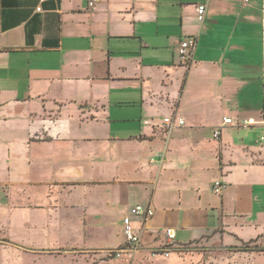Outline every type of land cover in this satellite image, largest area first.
I'll return each instance as SVG.
<instances>
[{
    "label": "crops",
    "instance_id": "obj_1",
    "mask_svg": "<svg viewBox=\"0 0 264 264\" xmlns=\"http://www.w3.org/2000/svg\"><path fill=\"white\" fill-rule=\"evenodd\" d=\"M263 128L264 0H0V264H192L167 228L236 258L228 217L264 228Z\"/></svg>",
    "mask_w": 264,
    "mask_h": 264
},
{
    "label": "rangeland",
    "instance_id": "obj_2",
    "mask_svg": "<svg viewBox=\"0 0 264 264\" xmlns=\"http://www.w3.org/2000/svg\"><path fill=\"white\" fill-rule=\"evenodd\" d=\"M164 114L165 112L161 111V114L160 115L158 114L157 117L159 119H162ZM204 183L208 186V194H212V191L210 190L212 183L211 184L207 182H204ZM141 202L144 203L145 201L142 200ZM249 217L239 219L236 215H233V214L228 217V220L230 221L229 229L228 231L226 230V233H224L222 237L225 243L228 242L227 244H233V246H236L237 248H239L241 247L243 243H248V242L257 240L256 242L258 244H261L264 246V228H262L261 227L262 225H260L258 229L256 228V230L252 231L251 228L248 227V224H249L248 220H250ZM252 219L254 220V217ZM235 221L236 222L240 221V223L239 224L235 223ZM119 224L120 223L118 221L112 223L111 232L115 233L118 236L117 240L123 236L122 228H118ZM14 231L15 230L8 231L7 234L10 236L12 235L15 236L18 232H20V231H15V233L13 234ZM16 236L19 237L20 235H16ZM1 237L2 236L0 235V238ZM113 237L116 238V236H113ZM164 248L167 251L177 250V251L187 252V255L189 256L192 255L194 257L193 258L194 260L192 259L193 260L192 264H264V252H257V251L240 252L239 251L240 255L237 253L236 254L234 253L236 258H233V256H231L233 254V251H227L228 248L224 246H219L218 244L206 245L205 243L196 242V243H189L184 246H177L175 245V243H173V244L164 246ZM155 252H159V250H156ZM110 254H107V255L110 256ZM112 255H113L112 257H118L115 254H112ZM190 263L191 261L187 262V264H190Z\"/></svg>",
    "mask_w": 264,
    "mask_h": 264
},
{
    "label": "built area",
    "instance_id": "obj_3",
    "mask_svg": "<svg viewBox=\"0 0 264 264\" xmlns=\"http://www.w3.org/2000/svg\"><path fill=\"white\" fill-rule=\"evenodd\" d=\"M40 2L44 1V0H39ZM97 0H86L87 6L89 8L93 7L95 2ZM247 1V0H244ZM37 11H42L41 6H37L36 7ZM205 12V5L204 4H200L197 6L196 8V13H197V18L198 20H202L203 19V15ZM196 44V38L195 37H188L184 40H181L178 44V48H177V53H178V57L179 60L182 64H189L192 61V57H193V49L195 47ZM232 119L231 118H223V123H231ZM243 126H249V125H255L256 121L253 118H247L246 120L242 121L241 123ZM184 125V120L181 117H177L175 115L166 117L163 119V129L166 133H168L169 131H171L174 127L176 126H182ZM219 135H220V127H215L213 129V133L212 136L215 140L219 139ZM259 141L264 144V128H263V133L259 136ZM159 160H162L163 158V154L159 153L156 156ZM155 157L151 158V162H154ZM223 185L220 181H214L213 186H212V191L216 194H219L221 192ZM131 214L133 215H142L144 217H148V216H152L154 213V210L151 207H144L141 205H136L131 209ZM123 224H124V228H123V232H124V236H125V240L127 244H137L139 242V238L138 236L134 233L131 222H130V216H126L123 219ZM164 236H165V243L166 245L172 244L174 242V238H175V234L173 229L171 228H167L164 231ZM112 254H115L116 256H119V252L118 251H113L111 252ZM165 254H168V251H165Z\"/></svg>",
    "mask_w": 264,
    "mask_h": 264
},
{
    "label": "trees",
    "instance_id": "obj_4",
    "mask_svg": "<svg viewBox=\"0 0 264 264\" xmlns=\"http://www.w3.org/2000/svg\"><path fill=\"white\" fill-rule=\"evenodd\" d=\"M257 241V240H256ZM256 241L243 243L241 247L237 248L236 246H233L232 248L235 251H243V252H249V251H257V252H264V246L261 244H258Z\"/></svg>",
    "mask_w": 264,
    "mask_h": 264
}]
</instances>
